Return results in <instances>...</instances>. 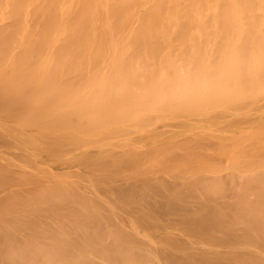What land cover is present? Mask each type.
I'll return each instance as SVG.
<instances>
[{
  "label": "bare ground",
  "instance_id": "obj_1",
  "mask_svg": "<svg viewBox=\"0 0 264 264\" xmlns=\"http://www.w3.org/2000/svg\"><path fill=\"white\" fill-rule=\"evenodd\" d=\"M0 264H264V0H0Z\"/></svg>",
  "mask_w": 264,
  "mask_h": 264
}]
</instances>
